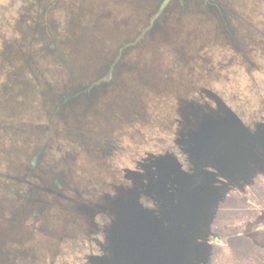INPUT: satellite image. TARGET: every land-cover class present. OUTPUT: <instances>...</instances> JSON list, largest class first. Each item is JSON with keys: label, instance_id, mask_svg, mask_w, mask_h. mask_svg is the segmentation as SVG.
I'll list each match as a JSON object with an SVG mask.
<instances>
[{"label": "rangeland", "instance_id": "rangeland-1", "mask_svg": "<svg viewBox=\"0 0 264 264\" xmlns=\"http://www.w3.org/2000/svg\"><path fill=\"white\" fill-rule=\"evenodd\" d=\"M230 111L264 138V0H0V264H100L135 213L119 200L137 187L149 210L164 155L186 185L178 133ZM250 155L225 169L208 226L178 217L185 264H264V160ZM209 166L208 194L223 184Z\"/></svg>", "mask_w": 264, "mask_h": 264}, {"label": "water", "instance_id": "water-1", "mask_svg": "<svg viewBox=\"0 0 264 264\" xmlns=\"http://www.w3.org/2000/svg\"><path fill=\"white\" fill-rule=\"evenodd\" d=\"M220 125L224 127L218 129ZM236 125L240 128L239 130L235 127ZM189 137L192 143L196 145L191 152L193 155L202 158L218 153L215 155L217 166L225 171L226 168L236 169L240 153L250 147V138L254 136L248 135L246 127L232 113L229 119L203 123L199 131L190 133ZM229 137L233 142L226 141ZM236 144L239 145L235 146ZM156 166L162 171V176L160 175L157 180L148 182L146 185L148 192H152L154 189L158 192L154 183L168 178L169 174L175 173L179 167L172 155H164L158 158ZM176 182L180 184L182 189H180V197L187 198L188 196L191 200H196V198L209 196L208 186L205 183L199 185L196 192L189 193L186 189L184 190L186 185L183 181ZM138 192L137 187L133 188L129 191V195L127 194L126 197L119 200L121 203L127 202L130 205L133 199L135 213L124 220L120 216L115 219L117 226L110 229L109 240L111 242L107 245L109 253L100 257V264H185L184 256L181 257L182 250L178 249L179 244L182 243L183 234L178 233L180 228L179 224L176 223V220L178 222V215L174 213L173 206L166 208L163 212L170 224L165 227L161 219L151 213L150 210L143 212L136 210L135 200L139 196ZM119 201H115L117 205L112 207L113 212L119 206Z\"/></svg>", "mask_w": 264, "mask_h": 264}, {"label": "trees", "instance_id": "trees-1", "mask_svg": "<svg viewBox=\"0 0 264 264\" xmlns=\"http://www.w3.org/2000/svg\"><path fill=\"white\" fill-rule=\"evenodd\" d=\"M232 113L236 116L237 120H239L240 123H242V125L246 127V129L248 130V135L254 136V133L250 130V128H248L244 124V122L241 120V118L233 111H230L228 113L229 115H225V116H223L222 114H216V118H208V116H207V118H205V120L203 122L207 123L208 121H212V120L220 121L221 119H229V116ZM212 117H214V115ZM221 127L223 128L224 126L220 125L218 129H222ZM235 127L238 130L240 129L237 125ZM250 140H251L250 147L244 149V151L242 153H240V155H239V159H241L242 162L241 161L237 162L238 168H240L241 164L245 163V161L243 162V160L248 158L249 154H251L250 156H252V153L255 154L254 157H256V159L258 158L260 160H264V138L261 135L256 133V136H254L253 138H250ZM226 141H228L230 143L233 142V140L230 137L227 138ZM237 145H239V144H236L235 146H237ZM195 147H196V145H194V143H192L191 149H188V151L190 153V157H192L194 160L193 161V163H194V169L193 170L194 171H193V173L188 174L189 180L187 183V187H185V189L189 193L190 192L194 193L197 189H199L198 186L202 185L203 182L208 183V178L207 179L205 178L207 176V173H205L206 170L204 169V166H205L206 162H209V160L211 161V163L216 164L215 155L218 154V153H215V155L210 156V157L206 156V157H202V158H200V157L197 158L195 155H193L191 153L193 151L192 149ZM215 149H216V147H215ZM232 149L234 150L235 148H232ZM251 159H252V157L248 160V163L251 161ZM259 165L260 164H257V166H259ZM261 165L264 167V163H262ZM237 167H236V169H237ZM242 167L244 168V165H242ZM228 178H229V176H228ZM227 179L226 178L224 179L222 177L221 182L223 184H220L219 188L215 189V191L210 189L212 192L214 191V193H210L209 196L206 198L200 197L198 199L196 198V200H191L188 196H187V198H183L180 196L176 197L177 200L174 202V205H173L174 213L177 214L180 219L183 215V217L188 222L187 228H189V231H191V227H192V225L190 224L191 222L193 223V222H195V220L196 221L198 220L197 223H199V218L194 217L195 213H197L198 210H199V213H201V216H203L202 219H204L206 217L205 222L207 223L206 226H208L209 220L212 217L213 210L217 207L219 202L224 198L228 188H230V186H231L230 184H228ZM213 186H215V188H216L218 186V184H216V185L213 184ZM243 189H244V187H243ZM202 199H205V201L203 203L201 201ZM212 200H213V202L211 204H209ZM202 206L205 207V210L203 208L201 209ZM206 207H208V208L206 209ZM201 224H203V222ZM165 227H168V226H165ZM199 227H200V225H199ZM205 229L200 228L202 233H205L204 232V231H206ZM193 231L195 234H198V235L200 234V232L198 231V226H195ZM182 245H183V249L181 248ZM184 245H186V244H184V241L182 240V243L179 244L178 249L184 250V248H185ZM183 260H184V258H183Z\"/></svg>", "mask_w": 264, "mask_h": 264}, {"label": "flooded vegetation", "instance_id": "flooded-vegetation-1", "mask_svg": "<svg viewBox=\"0 0 264 264\" xmlns=\"http://www.w3.org/2000/svg\"><path fill=\"white\" fill-rule=\"evenodd\" d=\"M193 116L194 115H192V117ZM212 116H213V114H212ZM212 116L208 115V118H216V115H214V117H212ZM205 118H207V116ZM205 118L203 117L202 121H204ZM184 132H186V133H184ZM184 132L181 131L178 133V136L175 139V144L177 145V150L179 151L180 154L183 155V160L185 161L182 164H180L181 165L180 167H181V169L184 170V172H186L185 175H186V180H187L186 181V187H187V183L189 180L188 174H191L194 171L193 170L194 169V163H193L194 160L192 157H190V153L188 151V149H191V144H192L191 139H189L190 138L189 134L192 132H195V130H188V131H184ZM34 159H35V163H34V166L32 167V169L35 168L36 166H38V159L39 158L34 157ZM31 161H33V158ZM140 161L141 162H138L139 163L138 165H136V164L134 165V168L139 167L140 169L138 171H141V170L143 171L144 160L141 159ZM210 163H211L210 160H209V162H206V164L204 166L205 170H207V168H210V166L208 167V165ZM216 169H217V171L221 170L220 168H218V166ZM150 173H151V175H149V177L150 178L152 177V181L157 180L160 177V175L162 176V171L159 168H157L156 164H154V168L151 170ZM142 176H144V175H142ZM177 176H178V174L176 173V170H175V173H170L169 177L166 178V180H168L166 191L162 193V196L160 198H159V196H157L156 198L152 197L153 201L148 203V205H149L148 209L150 210V212L153 213L159 219H161L162 224L165 226L169 225V223H168L169 219L164 215L163 212L166 208L172 207L174 205V202L177 200L176 197H172V195H171V193L173 194L176 192L177 186H176L175 182H176ZM219 176H220V180H221L222 177H226V174L222 170V173L219 174ZM172 177H175V178H172ZM146 179H147V177H146ZM216 184H218V183H214V185H216ZM151 196H152V192H151ZM144 198H146V197H144ZM169 198H170V202L167 201ZM144 203L145 202H143L142 204H144ZM177 219H178V217H177ZM184 219L185 218L182 215L181 221H183ZM179 221H180V219H178V222L176 220V223L179 224Z\"/></svg>", "mask_w": 264, "mask_h": 264}, {"label": "crops", "instance_id": "crops-1", "mask_svg": "<svg viewBox=\"0 0 264 264\" xmlns=\"http://www.w3.org/2000/svg\"><path fill=\"white\" fill-rule=\"evenodd\" d=\"M257 166H255V168H256ZM262 169H264V167L262 168Z\"/></svg>", "mask_w": 264, "mask_h": 264}]
</instances>
